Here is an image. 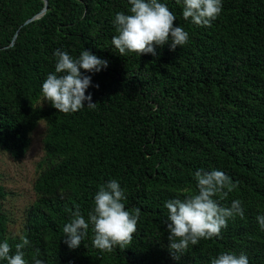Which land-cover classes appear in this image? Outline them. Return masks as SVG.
<instances>
[{
    "label": "trees",
    "instance_id": "obj_1",
    "mask_svg": "<svg viewBox=\"0 0 264 264\" xmlns=\"http://www.w3.org/2000/svg\"><path fill=\"white\" fill-rule=\"evenodd\" d=\"M47 2L46 13L34 19L44 0H0V149L20 160L38 125L47 127L36 201L18 238L8 235L0 183V242L7 240L14 253L27 237L28 264L36 249L44 264H211L222 252L264 264L256 219L264 215V0H222L211 27L185 20L183 0H159L189 41L175 51L157 46L156 56H121L112 44L115 14H128L129 0ZM57 50L73 58L88 50L108 62L98 73L81 69L92 80L85 94L94 109L85 101L64 114L43 97ZM199 169L222 171L237 184L217 200L221 207L240 200L244 217L229 219L220 237L190 245L177 261L164 205L196 191ZM113 179L125 191V209H140L131 243L102 253L93 247L90 225L81 245L70 249L63 233L70 210L79 206L87 219L95 194Z\"/></svg>",
    "mask_w": 264,
    "mask_h": 264
},
{
    "label": "clouds",
    "instance_id": "obj_2",
    "mask_svg": "<svg viewBox=\"0 0 264 264\" xmlns=\"http://www.w3.org/2000/svg\"><path fill=\"white\" fill-rule=\"evenodd\" d=\"M180 3V0H177ZM128 14L117 12L114 25L118 35L112 38V44L121 56L127 53L156 56V47L170 44V49L186 45L189 33L175 26V15L159 0H129ZM182 15L185 20L197 26L211 27L222 13V0H183ZM56 64L53 73H49L42 84L45 100L60 113H75L85 107L94 109L91 94L86 90L91 86L90 76L84 72L98 73L108 67V62L84 50L78 58L65 51L55 52ZM98 88L99 85H96ZM196 191L183 200L172 199L165 203L168 210L167 231L169 233V251L174 260L180 261L189 246L197 245L201 240L220 237L227 221L236 216L244 217L240 200H233L231 207H221L219 200L227 199L237 187L229 176L219 170L199 169L194 173ZM125 191L120 183L113 179L99 188L94 197V206L88 211L87 219L79 206L70 210L71 219L63 227L64 243L70 249H77L88 234L91 225L94 233L92 244L100 252L111 253L115 247L124 250L131 243L137 231L140 209L126 210L123 201ZM261 231H264V215L257 216ZM30 245L27 237L15 244V251L7 240L0 242V261L6 264H28L24 249ZM39 249L32 257L34 264H44L38 258ZM211 264H249L248 257L241 253L222 252L211 260Z\"/></svg>",
    "mask_w": 264,
    "mask_h": 264
},
{
    "label": "rangeland",
    "instance_id": "obj_3",
    "mask_svg": "<svg viewBox=\"0 0 264 264\" xmlns=\"http://www.w3.org/2000/svg\"><path fill=\"white\" fill-rule=\"evenodd\" d=\"M46 129L44 122L38 125L32 133L31 146L20 160H14L0 149V183L7 193L3 210L9 219L8 235L12 238L22 235L27 212L36 201L34 184L38 177V164L44 156Z\"/></svg>",
    "mask_w": 264,
    "mask_h": 264
},
{
    "label": "water",
    "instance_id": "obj_4",
    "mask_svg": "<svg viewBox=\"0 0 264 264\" xmlns=\"http://www.w3.org/2000/svg\"><path fill=\"white\" fill-rule=\"evenodd\" d=\"M45 1V3H46V7H45V9L38 15V16H36L34 19H39V18H41L45 13H46V11H47V6H48V2H47V0H44ZM34 19H32V20H29L28 22H27V24L28 23H30L31 21H33ZM15 39H16V37H15ZM14 39V40H15Z\"/></svg>",
    "mask_w": 264,
    "mask_h": 264
}]
</instances>
